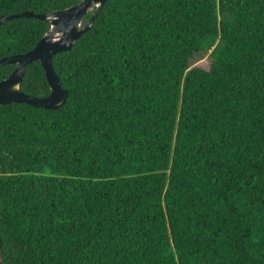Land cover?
<instances>
[{
  "label": "trees",
  "instance_id": "obj_1",
  "mask_svg": "<svg viewBox=\"0 0 264 264\" xmlns=\"http://www.w3.org/2000/svg\"><path fill=\"white\" fill-rule=\"evenodd\" d=\"M50 28L0 25V59ZM53 65L64 107L0 105L3 264H264V0H108ZM21 90L50 94L41 62Z\"/></svg>",
  "mask_w": 264,
  "mask_h": 264
},
{
  "label": "water",
  "instance_id": "obj_2",
  "mask_svg": "<svg viewBox=\"0 0 264 264\" xmlns=\"http://www.w3.org/2000/svg\"><path fill=\"white\" fill-rule=\"evenodd\" d=\"M107 1L81 0L64 10L48 14L25 11L19 14L1 15L0 25L15 19L35 18L49 21L51 28L37 43L36 47L28 53L0 59V68L8 65L15 66L11 75L0 82V105L27 104L34 108L46 110H58L64 107L69 98V91L62 86L60 77L53 65V58L73 49L76 42L91 30L95 19ZM89 14H92L91 18L85 23V18ZM34 62H41L50 86V94L44 98L26 94L21 90L27 67ZM0 264H3V241L1 237Z\"/></svg>",
  "mask_w": 264,
  "mask_h": 264
},
{
  "label": "rangeland",
  "instance_id": "obj_3",
  "mask_svg": "<svg viewBox=\"0 0 264 264\" xmlns=\"http://www.w3.org/2000/svg\"><path fill=\"white\" fill-rule=\"evenodd\" d=\"M53 0H43L42 4L47 5L49 3H51ZM79 61V57L77 55H70L68 57H66L63 61V66L65 70H70L72 68H74L77 65V62ZM210 61V53L205 56L201 61H199L197 63V65H200L204 68H208L209 67V62ZM92 64L88 65V68L91 66Z\"/></svg>",
  "mask_w": 264,
  "mask_h": 264
}]
</instances>
